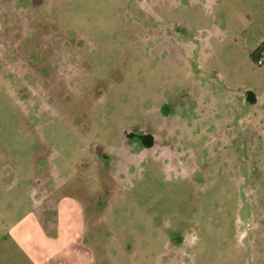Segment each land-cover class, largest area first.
Here are the masks:
<instances>
[{
	"label": "rangeland",
	"instance_id": "374dc122",
	"mask_svg": "<svg viewBox=\"0 0 264 264\" xmlns=\"http://www.w3.org/2000/svg\"><path fill=\"white\" fill-rule=\"evenodd\" d=\"M263 42L264 0H0V264H264Z\"/></svg>",
	"mask_w": 264,
	"mask_h": 264
},
{
	"label": "crops",
	"instance_id": "0c3cea01",
	"mask_svg": "<svg viewBox=\"0 0 264 264\" xmlns=\"http://www.w3.org/2000/svg\"><path fill=\"white\" fill-rule=\"evenodd\" d=\"M261 58L262 55L259 56V61L260 63H263L264 61ZM250 94H252V99H249V97H247L245 98V102L250 101L251 104L249 117L251 123L254 125V131L253 133H249V134H250V140L253 142L252 146L256 150L257 142L262 138H264V81H262L261 85L259 86V88L256 89V91L255 90L250 91ZM25 234L27 235L26 232ZM39 256L41 257V259H43L45 256V252L44 251L40 252ZM42 264H65V263L63 261L53 259L50 262L47 261Z\"/></svg>",
	"mask_w": 264,
	"mask_h": 264
},
{
	"label": "flooded vegetation",
	"instance_id": "af4514ba",
	"mask_svg": "<svg viewBox=\"0 0 264 264\" xmlns=\"http://www.w3.org/2000/svg\"><path fill=\"white\" fill-rule=\"evenodd\" d=\"M141 143L140 144H143V146L145 148L147 147H152L155 143V138L152 134H141L140 135V140H139ZM99 152L102 153V150H99Z\"/></svg>",
	"mask_w": 264,
	"mask_h": 264
},
{
	"label": "trees",
	"instance_id": "16d2710c",
	"mask_svg": "<svg viewBox=\"0 0 264 264\" xmlns=\"http://www.w3.org/2000/svg\"><path fill=\"white\" fill-rule=\"evenodd\" d=\"M264 53V42L251 53V58L253 59V61H255L256 63H260L259 61V56L262 55Z\"/></svg>",
	"mask_w": 264,
	"mask_h": 264
},
{
	"label": "clouds",
	"instance_id": "9594fccd",
	"mask_svg": "<svg viewBox=\"0 0 264 264\" xmlns=\"http://www.w3.org/2000/svg\"><path fill=\"white\" fill-rule=\"evenodd\" d=\"M165 226H170L168 221L165 222ZM197 240H198V236L193 234L192 235V244H195L197 242Z\"/></svg>",
	"mask_w": 264,
	"mask_h": 264
}]
</instances>
